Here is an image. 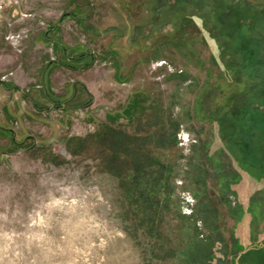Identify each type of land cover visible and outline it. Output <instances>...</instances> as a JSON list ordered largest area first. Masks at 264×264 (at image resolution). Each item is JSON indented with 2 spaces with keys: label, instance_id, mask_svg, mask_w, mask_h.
<instances>
[{
  "label": "rangeland",
  "instance_id": "obj_1",
  "mask_svg": "<svg viewBox=\"0 0 264 264\" xmlns=\"http://www.w3.org/2000/svg\"><path fill=\"white\" fill-rule=\"evenodd\" d=\"M219 2L0 0V264H264V0Z\"/></svg>",
  "mask_w": 264,
  "mask_h": 264
},
{
  "label": "trees",
  "instance_id": "obj_2",
  "mask_svg": "<svg viewBox=\"0 0 264 264\" xmlns=\"http://www.w3.org/2000/svg\"><path fill=\"white\" fill-rule=\"evenodd\" d=\"M220 2L218 0L217 6L215 8L217 11L219 8L220 9L222 8ZM177 5H180V4H177ZM69 15L72 16V14H69ZM75 18H77V17H75ZM81 58L93 59L92 55H88V54L83 55ZM112 149H113V147H112ZM149 163L146 167H142V166L139 167L138 164L136 163L132 167L134 172H132L129 175H127V174L124 175L125 177L131 178V179H129L130 182L135 185V186H132L133 189L135 188L133 190L135 195L132 194L133 192L128 193V195H130L132 197V200L130 199V201H133L132 204H135L138 207L139 211L140 210H141V212L143 211L142 212V215H143L142 218L138 217V221H137L138 223H136L133 227L134 232L131 229H129L130 234L133 233L132 235H134V236L137 235V232L140 231L139 229L142 227V224H144V222L147 219H149V221L151 222V227L149 229H152V228L157 229L158 226L160 225L161 221L163 220L162 209L160 207V206H162L161 200L158 199L157 193L153 192V188H155L156 184L161 185V182H163V179L165 178V173H164L165 168H164V165H162V166L158 165V167H157V166H153L151 164V162H149ZM135 175H137V176H135ZM120 177L123 178L122 175H120ZM138 178H142L144 183H140ZM165 185L170 186L169 180L165 181ZM221 187L222 188L224 187V182H223V185ZM134 196L137 197V199H134ZM223 197H221V199ZM131 231H132V233H131ZM150 231L151 230H149L148 232H150ZM144 232H143L144 234H147V230H144ZM196 254H195L196 258H193V259L191 258L190 262L188 264H206L203 260L208 261L209 255L207 253H202V255L199 253H196ZM178 259H180L179 264H184L185 261L182 258H178ZM186 262H185V264H186ZM219 262L221 263V260ZM246 263L247 264H255L254 260L252 261V259L246 260V262L244 264H246Z\"/></svg>",
  "mask_w": 264,
  "mask_h": 264
}]
</instances>
